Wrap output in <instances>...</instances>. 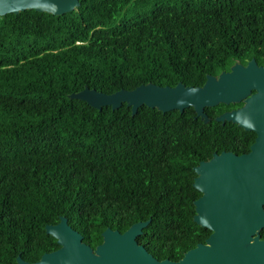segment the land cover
I'll return each mask as SVG.
<instances>
[{
    "label": "trees",
    "instance_id": "trees-1",
    "mask_svg": "<svg viewBox=\"0 0 264 264\" xmlns=\"http://www.w3.org/2000/svg\"><path fill=\"white\" fill-rule=\"evenodd\" d=\"M72 12L0 17V264L55 247L61 217L100 243L151 219L137 238L179 261L211 231L194 221V167L248 153L255 133L215 117L240 104L161 113L100 111L69 99L152 83L200 87L235 63H264V0H79ZM264 240V228L260 232Z\"/></svg>",
    "mask_w": 264,
    "mask_h": 264
},
{
    "label": "water",
    "instance_id": "water-1",
    "mask_svg": "<svg viewBox=\"0 0 264 264\" xmlns=\"http://www.w3.org/2000/svg\"><path fill=\"white\" fill-rule=\"evenodd\" d=\"M79 0H0V17L34 10L60 16L72 12ZM100 111L103 107L119 109L123 104L135 115L146 106L161 113L192 108L195 118L209 123L206 108L220 104L242 106L215 117L221 124L233 123L255 133L248 153L213 154L194 167L193 187L201 194L194 202L193 221L211 231L204 243L187 251L179 261L157 260L137 238L151 219L131 225L125 232L107 228L102 243L93 251L82 237L61 217L57 225L45 226L60 249L45 253L35 263L18 256L16 264H264V63L251 59L246 65L233 64L218 76H206L200 87L178 83L161 87L152 83L133 90L104 94L85 86L68 96Z\"/></svg>",
    "mask_w": 264,
    "mask_h": 264
},
{
    "label": "flooded vegetation",
    "instance_id": "flooded-vegetation-1",
    "mask_svg": "<svg viewBox=\"0 0 264 264\" xmlns=\"http://www.w3.org/2000/svg\"><path fill=\"white\" fill-rule=\"evenodd\" d=\"M242 106V105H241ZM237 109V108H236ZM231 111V110H230ZM60 221V220H59ZM59 221H58V223H59ZM58 223H56V224H52V225H57ZM68 224V223H67ZM74 232H76V233H78L81 237H82V243H84L85 245H87V246H89L93 251L95 250V248L98 246V245H100L101 243H102V240H101V242L100 243H96V244H93V243H87V241H85V239H84V235L82 234V233H80L79 231H77L76 229H74L73 227H71L70 225H68ZM104 232V231H103ZM102 232V233H103ZM49 237L50 238H52V239H54L52 236H50L49 235ZM54 241H55V247L51 250V251H49V252H47V253H51V252H55V251H57V250H59L60 249V246L57 244V241L54 239ZM45 254V253H44ZM41 258V257H40ZM25 261V260H24ZM37 261H39V260H37ZM37 261H34V262H28V261H25V262H28V263H35V262H37Z\"/></svg>",
    "mask_w": 264,
    "mask_h": 264
},
{
    "label": "rangeland",
    "instance_id": "rangeland-1",
    "mask_svg": "<svg viewBox=\"0 0 264 264\" xmlns=\"http://www.w3.org/2000/svg\"><path fill=\"white\" fill-rule=\"evenodd\" d=\"M69 96V95H68Z\"/></svg>",
    "mask_w": 264,
    "mask_h": 264
}]
</instances>
